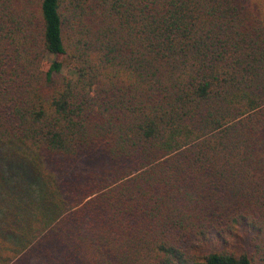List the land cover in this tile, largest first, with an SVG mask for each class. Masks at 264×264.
I'll return each mask as SVG.
<instances>
[{"label": "trees", "instance_id": "1", "mask_svg": "<svg viewBox=\"0 0 264 264\" xmlns=\"http://www.w3.org/2000/svg\"><path fill=\"white\" fill-rule=\"evenodd\" d=\"M0 264H264V0H0Z\"/></svg>", "mask_w": 264, "mask_h": 264}, {"label": "rangeland", "instance_id": "2", "mask_svg": "<svg viewBox=\"0 0 264 264\" xmlns=\"http://www.w3.org/2000/svg\"><path fill=\"white\" fill-rule=\"evenodd\" d=\"M48 59H50V58H48Z\"/></svg>", "mask_w": 264, "mask_h": 264}]
</instances>
